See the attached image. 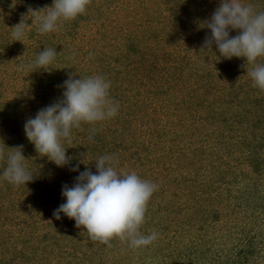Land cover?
Returning <instances> with one entry per match:
<instances>
[{
    "label": "trees",
    "instance_id": "16d2710c",
    "mask_svg": "<svg viewBox=\"0 0 264 264\" xmlns=\"http://www.w3.org/2000/svg\"><path fill=\"white\" fill-rule=\"evenodd\" d=\"M34 1L36 0H0V21H2L0 22V56L7 53L17 56L14 61L17 65L22 62L25 63V61L31 64L44 48L57 50L58 54L55 61L46 70L33 67L30 71L31 80L36 84H42V87L46 84L49 87H56L55 94L41 100L44 106L62 99L63 88L58 86L63 84L69 73H75V78H79L80 75L82 77L95 75V72L103 75L111 82L110 97L120 105L118 114L115 117L95 124L82 123L81 127L72 129L70 138L62 140L64 146L67 147L68 155L73 158L71 164L78 163L80 171L91 168L95 173V161L100 156L113 154L118 158L117 171L123 172V169L130 167L140 177H143L142 174L146 176L149 169L143 168L146 164L144 163L145 156L142 157V151H150L148 147L151 141L147 144L138 140L134 130V123L138 121L137 114L146 113L149 115L153 109L156 110L153 106L156 107L158 99L153 100V98L169 95L171 90L177 88L178 83L181 82L180 85H183L182 92L186 90V86H189L188 109L195 111V119H197L196 113L203 116L207 112L208 116L214 118L220 111L223 116L222 120L227 124L230 131L233 129L237 132H239V129L242 130V137L251 155L247 158L250 159L254 172L258 175L264 173V159L260 155H255L258 151L256 149L264 147V143L258 142L256 137H254V140L249 139V137L246 138L243 134L244 131L250 130L252 125L251 128L252 130L254 128V130L249 131V133L251 136L255 135L256 129L263 127L264 115L260 114L262 113L260 110L255 111L246 107L245 102L241 106L237 105V103L242 102L239 97L242 91L245 90L251 96L250 93L254 92L255 88H248L246 84H239L238 88L235 89L236 96L228 98V100L221 91L225 87L222 86L221 79H226L229 72L234 71L235 75L240 74L241 81L242 78L249 75V71L253 67L248 68L249 63L245 59L244 61L248 65L235 64L232 63L231 59L227 60L220 57L215 45L212 49L202 47L205 36L210 35V29L205 26V21L210 19L214 12L212 2H218L219 4L220 0H137L136 2L132 0H105L108 7L113 2H117V5H121L120 1L122 4L127 2L128 7H126V10L136 17L139 16L141 21L143 19L139 24L135 21H128L125 24L128 25L127 28L135 26L131 32H127V28L121 27L119 32L122 35L118 36L121 41L117 43L111 42V39L106 43L108 32L100 34L105 39L102 40L103 43L97 33L94 39L87 38L83 34L86 26L88 27L94 21L97 24L100 15L104 13L103 8L98 7V16H95L96 13L90 11V4L84 14L79 15L74 20L64 22L58 31L41 34L38 31L37 23L34 22L35 18L33 17L32 22L31 17L33 6L41 8L43 4H37ZM137 5H140L139 7L143 9V15L138 11L140 8ZM192 10L194 11L192 12ZM118 14H120L119 10ZM153 14L157 16L153 17ZM21 16L22 20L25 17L28 18L25 21L23 42L14 41L11 35L15 30V26L22 21L18 20ZM189 21L191 23H188ZM154 23L163 26L153 29L152 24ZM29 24L32 26L28 30ZM103 25L101 24L99 30H97L102 31L101 27ZM143 25L146 30L141 28ZM238 31L233 30L230 35L235 36ZM96 37L97 39H95ZM183 37H185V44L181 42ZM29 40L33 43H28ZM79 40H85L88 43H77ZM93 40L100 41V46H95ZM105 45L108 49L105 48ZM159 45L163 46L162 49L172 48L173 51L168 50L166 52L167 56L162 58L157 52ZM113 46L115 51L112 52L109 49ZM25 51L28 54L26 59ZM167 57L172 60L171 64H162V60L167 59ZM9 63L10 60L0 59V70H2V67L6 68L5 64L8 65ZM227 63L231 65L230 70L226 66ZM76 68L79 69L77 75ZM19 73L20 71L9 73V80L16 79ZM186 80L189 81V84L185 86ZM124 83L129 84V88L126 89ZM3 85L1 83L0 86ZM132 87L134 91L130 94L128 89ZM147 95H154V97L146 99ZM211 96L213 97L212 100L210 99ZM252 96H255L252 101H255L260 108L263 101L262 97L258 94ZM151 104L152 109L150 108ZM0 105L3 108H0V112L5 110L4 116L8 119H12L16 114L15 112L21 109L19 108L20 103L16 99L0 101ZM221 105H224V110H221ZM235 106L240 107L241 110L236 111V114L230 113V110H235ZM199 119L201 122V117ZM11 121L18 123L17 119ZM251 122L252 124H250ZM17 129L16 134L18 133V136L15 137L17 144L12 145L9 143L12 145L9 146L8 143L2 144L0 140V148L13 151L14 149L11 147L23 145V154H26L29 149L34 150L36 156L25 159L26 166L34 173V180L21 186L10 184L4 179L0 180V207L5 209L6 203L4 201L7 200L8 212L34 210L30 203L33 204V201L43 203L49 200L61 182L66 178L73 179L79 175V172L70 171L69 166L58 167L47 156L41 157L37 153L34 144L27 139L24 128ZM222 135L226 137L224 133ZM18 137L21 141H18ZM141 146L144 148H140ZM57 175H60V177ZM226 177L225 173L221 174L222 180H226ZM247 178L248 184L244 186V189L240 188L242 192H240V195L235 196V207L238 210H232L231 215L236 214L239 216V210H246L248 216L255 217L261 215V210L264 211V189L257 186V184L255 185L257 180L253 176ZM198 180L199 178L196 176L194 178L187 175L174 177V182L179 185L178 188L181 191L174 193L170 202L160 203L161 206L155 211H153V208L148 210L147 214H151L150 218L154 220L145 222L141 226V232L145 235L150 234L148 229L151 227L167 232V237L171 240L167 246H172L173 240L179 236L186 237L187 235L189 238L192 229L197 231L194 232V236L193 233L191 234V240L184 248L164 252L167 254V258L160 261L159 264H258L259 260L256 254L260 251V248L257 242L254 241L255 236H252V234L243 238V236L238 237L236 232L232 234V230L234 231L237 225L232 226L229 232H226L223 227L217 228L221 217L220 213L216 211L221 210L217 204L218 202L221 203L222 200L218 201L210 188L199 186L195 182ZM261 182L264 185V181ZM164 191L157 189L151 198L156 199ZM41 195L42 198H40ZM233 219L237 220V217H233ZM153 222L154 224H152ZM70 227V229H62V232L54 233L51 229L42 230L43 233H41L42 231L38 229L27 231L20 227L18 228V240L12 243H10L11 237L8 238L5 237V234H0V264H48L50 258L58 259L57 264H60L62 259L67 260L66 264L86 262L85 257L87 256L88 259L90 255L80 254L78 250L80 244L77 242V247L73 244L76 241L78 232L74 220L71 221ZM10 235L13 237L12 234ZM122 241L119 237H114L110 241L112 247L107 248L113 253L117 252L122 245L130 249V251L125 250L128 256L126 259L125 257L119 259L118 264H131L130 262L134 260L131 252L135 255H141L150 248L149 245L133 249L126 241V243ZM161 241L160 239L158 243ZM157 248L160 249L159 245ZM9 253H12V255ZM41 253L45 254L43 259L50 258L42 262L39 259ZM102 261L104 264H110L104 256ZM146 262L148 261L141 264H153L152 262Z\"/></svg>",
    "mask_w": 264,
    "mask_h": 264
},
{
    "label": "rangeland",
    "instance_id": "374dc122",
    "mask_svg": "<svg viewBox=\"0 0 264 264\" xmlns=\"http://www.w3.org/2000/svg\"><path fill=\"white\" fill-rule=\"evenodd\" d=\"M132 1L136 2L137 0ZM34 2L43 5L41 8L33 6L32 10H40L44 9L45 7L51 6L53 0H36ZM241 2L245 4H251L257 11H264V0H241ZM101 4H106V1L91 0L90 2V11L92 13H96L95 16H98V7L103 8L104 13L100 15L98 19L99 22L97 23L98 25L94 21L95 24L91 23L88 25V27L86 26L83 34H85L87 38L90 37L94 39V36H96L97 33L99 38H101L100 41H102L105 39H103L100 34L108 32L109 36L107 35L106 43L109 42L110 39L112 40L111 42L117 43L121 41L120 37L118 38V36L122 35L119 32V29H121V27L127 28L128 25L125 24L128 21H135L138 24L141 21L139 16L136 17L134 14L126 10V7H128L127 2L122 4V2L120 1L121 5H117V2H113L110 7H108L107 4L100 6ZM212 4V9H214L215 11L219 4L218 2H212ZM139 6L137 5V7ZM118 10L120 11V14H118ZM142 10L143 9L141 8L138 10L141 15H143ZM45 11H47V8H45L44 10H40V15H43ZM193 11L194 10H192V12ZM153 15V17L157 16L156 14ZM22 19L23 18L21 16L18 20L21 21ZM188 23H191V21H189ZM101 24H104L103 27H101L102 31H98ZM152 25L153 29H156L157 27L161 28L163 26L158 23H154ZM30 26L32 25H28V30ZM134 27L135 26L127 28V32L133 31ZM141 28H144V25ZM184 38L185 37H183V40H181L182 43H184ZM95 39H97V37ZM100 41L97 42V40H93V44L98 47L100 46ZM28 43H31L30 40L28 41ZM77 43L82 44L88 42L85 40H79ZM162 47V45H159L157 49L158 54L162 58L167 56L166 52L168 50L173 51L172 48H166V50L165 48L162 49ZM105 48H107V45H105ZM114 49L115 47L113 46L109 50L113 52L115 51ZM24 53L25 59L28 58V54H26V51ZM15 57L17 56L9 55L7 53L0 56L1 60H10V63L8 65L5 64V66L7 67H2V70H0V85L1 83L4 84L3 86H0V101L3 102L16 99L20 103L19 108H21L19 111L15 112L16 114H14L15 116L12 118L17 119L18 123H16V121H11L12 119L5 118V110H1L0 112V140L2 141V144L11 143L12 145L17 144L15 142V137L18 136V133L16 134V130H18L17 128H24L25 121L30 117H34L41 106L42 108L45 107L43 105L44 103H42L41 100H43L44 98H49L50 96H52V94H55L56 91V87H49V85L47 84L42 87V84L39 85L32 81L30 76V71L34 67L32 66V63H26V61L24 60L25 63L22 62L17 65L14 63ZM244 59L246 60V58L242 59V57H233L231 60L232 63L235 64L248 65L247 62L244 61ZM171 62L172 60L169 57L162 60V64L164 65L171 64ZM258 62L264 63V57L260 58ZM229 64L230 63L226 64L228 69L231 68V65ZM247 67H254V65L249 64V66ZM90 68L92 69V67ZM14 70L20 71V73L17 75L16 79L10 81L9 73L15 72ZM78 72L79 69L76 68V75L78 74ZM233 72H229L230 76L228 74V77H226V79H221L222 86H225L221 90L223 92V96L226 98V100H228V98L236 96L235 89L238 88L239 84H246L248 88L254 87V92L252 91L250 94H258L260 97H262V106L259 108L258 104L255 101H252L255 96L248 95L245 90L239 94L242 102L237 103V105L241 106L245 102L246 107L255 111L260 110V112H262L260 114L264 115V90H261L259 87L254 86L253 80L251 77H249V75H246L247 77L242 78L240 81V74L235 75V73ZM94 74H97V72H95ZM124 84L126 89L129 88V84ZM178 84L179 85L177 86V88L172 89L169 95L167 94L165 96H162L161 98L158 96L153 98L154 95H147L146 99H158L155 105L156 107L153 106V108H156V110L153 109L151 113L149 111V115L146 113L137 114L138 121H135L134 123V130L136 131L138 140L140 142H146L147 144H149V142L151 141L148 147L150 151H142V157L144 158L145 156V160H143L146 164L143 168L149 170L147 171L146 176L142 174L141 176L143 177L141 178L157 184L158 190H165L156 199L150 198L147 204L148 206L145 215V222H152V220H154L150 218L151 214H147L150 208H153V211H155L161 206L160 203L165 204L170 202L173 197L172 195L176 192L179 193L181 191L178 188L179 185L174 182V177L177 178L187 175L190 178H194V176H196L197 178H199V180L195 182L199 186L201 185L203 186V188H210V190L213 191V195L217 197V200H222L221 203L218 202L217 204L218 208L221 209L216 210L221 215L217 228L223 227L226 229V232H229V229L232 226L237 225V228L234 231L232 230V234H235L236 232V235L238 237L243 236V238L245 236L249 237L253 234L252 236H255L254 241L257 242L260 248V251L256 254V257L258 256L259 260L258 264H264V211L261 210V215L255 217L248 216L246 210H239V216L236 214L231 215V213L233 212L232 210H238L235 207V196H237L238 194L240 195L241 189H244V186L248 184L247 177L253 176L254 178H256L257 181H255V185L257 184V186L264 189V185L261 182L264 181V173L262 175H258L251 167V161L247 158L251 155L246 148L245 140L242 137V130L239 129V132L235 131L234 129L230 131L227 124L222 120L223 116L220 111H218L217 116H214V118L212 116H208L207 112H205L203 116L196 113L197 119H195V111L193 109L192 111L188 109L189 86L186 85L189 84V81H185L186 90L184 92L181 91V89L183 88V85H180L181 82ZM133 91V87L131 89H128V92H130V94H132ZM210 99L212 100L213 97L211 96ZM221 106V110H224V105ZM235 107V110H230V113L236 114V111L241 110L240 107ZM0 108H2V105H0ZM150 108L152 109V104L150 105ZM253 114L255 115L256 113ZM199 117H201V122ZM250 124H252V122ZM251 127L252 125L250 126V130L243 129L246 130L243 132L246 138L249 137V139L254 140V137H256L258 142L264 143V122L263 127L260 129L257 128L256 134L253 136H251L249 133V131L254 130V128L252 130ZM221 133H224L226 137ZM19 140L20 138L18 137V141ZM11 144H9V146H12ZM140 148L144 147L141 146ZM256 150L258 151L255 155H260L261 158L264 159V147H259ZM10 151L12 150H4L5 158L0 159V170H2L3 167H6V156ZM24 155L26 158H31L36 156V152L29 149ZM199 167L201 168L200 170ZM126 171L131 172L135 170L127 167L123 169V172ZM223 173L227 175L226 180L221 179V174ZM57 176L60 177V175ZM0 180H3L2 176H0ZM65 184H67L68 186H72L74 184V178H66L63 182H61L60 186L55 189V193L51 195L49 200L44 201L43 203L41 201H33V204L30 203L34 210L8 212V201L5 200V209L0 207V234H5V237L8 238L11 237L10 243H12L13 241L18 240V228L20 227L24 228L27 231H33V229L46 231L48 229H51L53 230V233L62 232V229H70L71 221L74 219L68 218L63 213H61V219H57L53 215V211L66 200V198L62 196V186ZM42 197L43 196L41 195L40 198ZM233 217H237V220H234ZM152 224H154V222ZM76 230H78L77 237L76 241H74L73 244L76 245V247L78 244H80V249L78 248L80 254L83 255L84 253H86L90 255V258H88L90 260L88 261L86 256V262L82 264H104V262L102 261L103 256L108 259L110 264H118L117 261L119 259H123L122 257H125V259L127 258L128 254H126L125 250L130 251V249L125 247V245L120 246L118 251L113 253L112 251L107 249L109 246L112 247L111 243L103 244L99 241H92L89 238L87 231L83 229V227H76ZM194 230L195 229H192L190 231L191 233L189 235V238L187 235L186 237H181L178 235L179 237L173 240L172 246H167L169 241H171L167 237L168 233H165V231L163 232V230H157L156 227L149 228L148 232H157L159 234L158 238L154 241L155 243H152L149 246L150 248L147 252H144L141 255H135L133 252H131L134 260H132V262L130 263L141 264L144 261H148L146 263L152 262L153 264H159L160 261H164V259L167 258V254L164 252L170 251L171 249L184 248L185 245L189 244L191 240V234L193 233L194 236V234L197 232ZM43 231L41 233H43ZM10 234H12L13 237ZM160 239L162 241L158 243ZM163 240L164 242H166L165 244ZM122 242L126 243L125 241ZM158 245L160 249L157 248ZM9 254L12 255V253ZM9 254L7 255L10 256ZM43 257L45 258V254L41 253L39 259L42 262L47 261L50 258L49 257L47 260H45L43 259ZM57 263L58 259L56 258H50V260L48 261V264ZM66 263L67 260H60V264Z\"/></svg>",
    "mask_w": 264,
    "mask_h": 264
},
{
    "label": "clouds",
    "instance_id": "9594fccd",
    "mask_svg": "<svg viewBox=\"0 0 264 264\" xmlns=\"http://www.w3.org/2000/svg\"><path fill=\"white\" fill-rule=\"evenodd\" d=\"M91 0H53L47 11L32 10L41 34L58 31L63 23L74 20L86 12ZM24 18L11 33L14 41L23 42ZM210 29L202 47L212 49L215 45L220 57L232 59L243 57L254 67L249 71L253 85L264 90V11H257L251 4L241 0H220L210 19L205 21ZM239 30L235 36L231 31ZM57 50L44 48L32 62L36 69H47L56 59ZM62 99L47 105L25 121L27 139L34 144L37 153L54 162L58 167L69 166L70 171L79 172L74 184L62 186L65 202L53 211L57 219L61 213L74 219L77 228L83 227L92 241L110 244L114 237L126 241L133 249L151 245L158 233L145 235L141 226L145 222L147 204L158 189V185L141 178L135 171H117L118 158L113 154L100 156L95 161L96 172L91 168L80 171V165L71 164L72 157L62 140L71 137L73 128L82 123L95 124L118 114L119 103L110 97L111 82L103 75L95 74L75 78L69 73L63 81ZM7 153L6 167L0 176L15 186L27 185L34 180L23 154V145L11 147ZM0 148V159H4Z\"/></svg>",
    "mask_w": 264,
    "mask_h": 264
}]
</instances>
